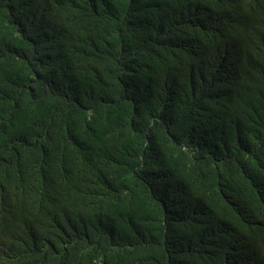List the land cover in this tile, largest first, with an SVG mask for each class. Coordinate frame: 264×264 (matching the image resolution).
Masks as SVG:
<instances>
[{"label":"trees","instance_id":"trees-1","mask_svg":"<svg viewBox=\"0 0 264 264\" xmlns=\"http://www.w3.org/2000/svg\"><path fill=\"white\" fill-rule=\"evenodd\" d=\"M0 264H264V0H0Z\"/></svg>","mask_w":264,"mask_h":264}]
</instances>
